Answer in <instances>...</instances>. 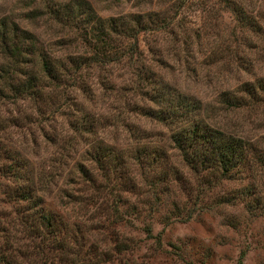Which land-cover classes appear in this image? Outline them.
Listing matches in <instances>:
<instances>
[{"label":"rangeland","instance_id":"rangeland-1","mask_svg":"<svg viewBox=\"0 0 264 264\" xmlns=\"http://www.w3.org/2000/svg\"><path fill=\"white\" fill-rule=\"evenodd\" d=\"M87 1L102 17L154 11L170 19L166 26L137 35L143 74L127 61L91 68L81 73L82 80L58 86V95L50 100L51 85L41 86V98L16 95L2 86L0 147L18 152L30 167L47 174L45 202L68 219L94 227L80 226L85 238L68 241L82 247L75 264H237L241 252V264H264V202L252 214L239 197L222 201L224 194L249 182L264 196V176L207 183L181 161L169 139L173 124L130 111L132 104L152 105L139 94L152 92L153 83L167 84L200 101L204 122L264 150V104L235 108L219 101L220 93L240 82L264 78V0ZM32 3L0 0V19L35 34L49 54L75 52L78 48L51 43L66 35L64 28L45 15L27 17ZM84 111L95 125L75 130L70 122ZM97 141L123 150L142 145L161 149L179 179L157 176L164 163L140 167L127 160L116 180H110L109 194L92 192L77 165L100 180L84 154ZM9 180L2 177L0 183ZM18 205L0 194L1 212ZM33 263L42 264L39 258Z\"/></svg>","mask_w":264,"mask_h":264},{"label":"trees","instance_id":"trees-1","mask_svg":"<svg viewBox=\"0 0 264 264\" xmlns=\"http://www.w3.org/2000/svg\"><path fill=\"white\" fill-rule=\"evenodd\" d=\"M32 1L27 17L35 19L45 15L65 29L66 35L51 42L52 45L73 46L79 50L54 56L45 52L35 34L20 28L10 19H0V93L2 86H7L16 95L41 98V86L46 84L53 86L54 95L47 96L50 100L58 95L55 92L58 86L67 81L76 83L84 70L122 61L137 65L143 74L140 70L142 64L140 67L138 64L141 56L137 53V35L153 27L166 26L170 19L154 11L102 17L87 0ZM124 41L125 46L117 45ZM17 73L23 76L16 78ZM137 73L135 71V75ZM163 86L153 83L152 92H141L140 97L152 105L132 104L130 111L161 123L173 124L169 139L189 169L200 173L210 184L244 174L264 176L263 149L254 141L207 124L199 117L201 104L198 99L167 87V84ZM219 97V101L229 107H257L264 104V78L240 82L234 89L220 93ZM73 121L70 124L75 130L87 131L95 125L87 118L86 111ZM152 149L142 145L123 150L102 141L93 142L84 154L95 164L100 180L91 176L82 164L77 165V170L90 182L92 192L106 191L107 194L111 189L110 180H116L114 175L125 168L127 160H133L140 167L142 163H164L157 176L177 181L179 172L176 167L164 162L161 149ZM13 151L0 147L2 159H8L0 160V178H10V184L0 183V194L19 204L13 206L11 212L0 211V264H34L35 258H39L42 264H75L81 257L82 247L72 246L68 241L85 238L80 226L94 227L87 222L68 219L63 212L45 202L42 193L49 191L47 174L34 170L27 160ZM126 183L134 185L128 180ZM235 197L243 199L246 209L252 214L264 202V196L255 192L251 182L227 192L222 201ZM124 201L125 208H130ZM80 218H84L83 215ZM242 256L241 252L237 264H241Z\"/></svg>","mask_w":264,"mask_h":264}]
</instances>
